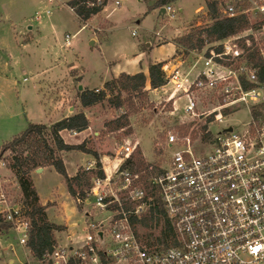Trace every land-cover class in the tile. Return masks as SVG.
I'll return each instance as SVG.
<instances>
[{
    "label": "rangeland",
    "instance_id": "374dc122",
    "mask_svg": "<svg viewBox=\"0 0 264 264\" xmlns=\"http://www.w3.org/2000/svg\"><path fill=\"white\" fill-rule=\"evenodd\" d=\"M67 1L0 0V148L22 133L29 123L52 124L64 117L69 106L76 112L82 110L78 93L102 85L103 79L109 77L110 65L103 63L102 58L103 61L133 58L146 43L155 42L159 36L172 33L182 37L191 27L203 28L210 23L205 0L167 3L172 17L166 11L161 14L164 7H154L157 0H107L102 11L84 23L68 8ZM248 15L252 28L244 32L254 36L264 61V38L254 25L261 18ZM66 34L72 37L68 47L62 44ZM195 53L183 48L176 51L179 59L184 60L178 64L181 70L189 66H194L195 70L199 68ZM195 62L196 66L193 65ZM162 70L163 73L170 71L163 67ZM144 93L143 97L135 96L122 106L121 112L128 116V125L121 130L113 131L107 127V123L118 117V112L106 100L85 109L91 127L86 147L97 152L95 155L108 157L124 142H140L136 149L138 153L135 151L130 164L132 169L140 171L149 164L157 167L167 164L171 151L176 149L166 145L169 134L178 138V147H183L189 139L192 150L202 153L226 128L238 133L247 131L252 138L259 130L250 117L251 107L258 103H235L227 109H219L226 101L219 89L194 92V114L184 113V96L168 100V94L161 90ZM261 99L264 101V92ZM218 111L221 122L215 118ZM87 135V132L77 135L63 132L62 136L65 142L74 144ZM46 144L51 145L50 135L44 131L41 137L29 136L13 151L17 153L21 172L28 177L40 200L38 204L46 208L47 220L62 228L53 233L56 245H65L68 235L74 238L81 233L84 220L98 219L101 215H95L91 207L76 204L63 177L51 165ZM62 153L58 151L56 158L61 160ZM3 156L0 189L9 205L24 210L19 185L7 165L12 154L6 151ZM80 158L78 151L64 154L67 163H77L76 172L75 166L68 164L69 172L73 170L75 175L82 172L78 164ZM35 168H42V172L36 173ZM84 181L88 183V180ZM72 185L76 187L74 181ZM84 188L87 186L75 190L80 193L85 191ZM86 211L94 217L87 218ZM150 231L154 236L159 233V230ZM146 232L140 230L141 234ZM16 238L17 233L12 228L1 232L0 264L35 261Z\"/></svg>",
    "mask_w": 264,
    "mask_h": 264
},
{
    "label": "built area",
    "instance_id": "2783aa9c",
    "mask_svg": "<svg viewBox=\"0 0 264 264\" xmlns=\"http://www.w3.org/2000/svg\"><path fill=\"white\" fill-rule=\"evenodd\" d=\"M103 1L107 0L96 3ZM213 1L225 15L264 19V0ZM164 9L173 16L169 6ZM245 33L207 44L195 53L197 70L174 66L164 73L166 82L159 90L168 100L184 96L186 114H194L196 91L219 89L226 100L219 109L262 102L264 88L255 70L242 62L250 46ZM259 34L264 38V24ZM71 38L66 34L62 44L70 46ZM241 77L255 87L242 89ZM215 118L221 122L219 111ZM247 133L223 130L202 153L192 150L189 139L178 147V138L169 134L166 145L176 149L167 164H149L140 171L130 167L136 142H124L108 157L94 155L70 186L77 205L101 216L84 220L76 237L68 235L65 245H55L43 259L28 264H264V127L254 138ZM71 181L75 188H87L79 193ZM0 216L17 233L18 244L25 246L24 210L9 205L1 189ZM149 216L152 220L143 225ZM150 230L159 233L154 236Z\"/></svg>",
    "mask_w": 264,
    "mask_h": 264
},
{
    "label": "trees",
    "instance_id": "16d2710c",
    "mask_svg": "<svg viewBox=\"0 0 264 264\" xmlns=\"http://www.w3.org/2000/svg\"><path fill=\"white\" fill-rule=\"evenodd\" d=\"M173 1L176 0H157L154 7H165L167 3ZM105 3L106 2L103 1L101 5H98L96 0H69L66 2V5L73 11L77 19L84 23L91 17L99 14ZM205 7L210 23L203 28L191 27L187 34L175 39L174 43L177 50L183 48L185 51L199 52L207 44L238 36L244 31H248L252 28L250 15L248 14H237L234 16L225 15L222 12V6L213 0H205ZM243 7H246V5H243ZM263 24V18L254 22L257 29H260ZM246 39L250 41V46L245 49V58H242V62L249 68L255 70L257 83L264 88V61L261 56V49L258 48L254 36L247 35ZM162 67L163 63L149 65L147 69V78L141 72L133 75L121 73L116 78H112L105 82L101 89L81 90L78 93L80 107L84 109L90 108L106 100L107 104L118 112V117L106 125L110 127V130H121L128 125V116L124 112H121L122 106L126 101H131L135 96H144V91H146L145 83L147 80L150 89H157L163 86L166 80ZM240 84L244 90L255 87L254 84L246 82L242 77L240 78ZM250 117L251 121L256 124L259 129L262 126L264 127V101L251 107ZM88 127V119L82 111H79L72 116L58 120L47 128L40 124L30 123L22 133L18 136H14L10 143L0 148V160L4 158L3 154L6 151L12 154L10 163L7 165L19 185L23 204L25 206L24 215L28 222V235L25 247L36 260L43 259L51 252L56 245L53 233L62 228L60 225H56L47 220L45 206L38 204L37 194L28 177L21 172L17 158L14 155L16 151L14 152L13 149L19 147L29 136L36 135L37 137H41L42 133L47 131L50 135L51 145L46 144V150L48 151L46 152L48 153L51 165L54 167L55 171L63 177L67 184L68 191L74 196V191L71 186L68 185V181L73 178H68L62 162L56 158V153L58 151H79L95 155V152L87 148L85 142L77 145L66 144L62 140L60 132L68 131L71 133H78L86 130ZM137 157L138 160L141 161L140 156L137 155ZM79 175H83V173H79L78 176ZM140 177L141 179H145V175L143 174H141ZM144 220L146 221L143 225H147L148 220H152V216L146 217ZM10 227V223L3 222L0 216V234L2 231L10 229ZM162 238H165V234H163Z\"/></svg>",
    "mask_w": 264,
    "mask_h": 264
},
{
    "label": "crops",
    "instance_id": "0c3cea01",
    "mask_svg": "<svg viewBox=\"0 0 264 264\" xmlns=\"http://www.w3.org/2000/svg\"><path fill=\"white\" fill-rule=\"evenodd\" d=\"M198 8H200V7H198ZM160 12H161V10H160ZM72 13H73V11H72ZM161 14H163V13L161 12ZM179 37H180V35L178 36L177 34H172V33L170 35H166V36H162V37L159 36V38L155 42L146 43L144 48L141 50V52L137 53L135 55V57H133V58H124L122 60H114V61H110V60L103 61V58H102L103 63L108 62V64L110 65L109 77L103 79L104 80L103 84L112 78H116L121 73L133 75V74L141 72L147 78V69H148V66L151 64L163 63V68H166L167 70H171L172 68H174V66H176L180 63H183L184 60L179 59L180 58V57H178L179 55L177 56V54H176L177 48H176L175 43H174V40L179 38ZM103 84L99 85L93 89L102 88ZM145 90L149 91V92L160 91L159 88L150 89L148 80L145 83ZM77 100H78V98H77ZM71 109L73 111H71ZM81 109L82 110H80V111H82L84 114H86L85 109L84 108H81ZM76 113H78V112L75 111V108L69 106L67 113L61 119L72 116ZM85 116L87 118V115H85ZM43 125H51V124H43ZM90 131H91V127H90V120H89V127L86 130L82 131V132H87L88 135L84 139H82L80 142H76L74 144H70V143L65 142L62 135H63V132H68V131H61L60 136L66 144L77 145V144H80L82 142L86 143V141H88V139H90ZM78 133H80V132H78ZM78 133H71V134L77 135ZM92 134L98 135V133H96V132H92ZM8 143H10V141H8ZM136 143H137V145L140 146V142L139 143L136 142ZM92 151H94V150H92ZM60 152H63L61 154V160H62V163L65 167V172H66L67 176L73 177L75 175V172L77 171V168L75 166L77 163H75V162H71V163L68 162L67 163V161L65 159H63L64 154H67V152H72V151H60ZM74 152H77V151H74ZM78 153L81 154L80 162L78 163L79 168L81 169L87 161H90L92 159L94 154L83 153V152H79V151H78ZM68 164H70V166H71V164L73 166H75V172L73 170L71 172H69L67 170ZM37 170H38V168L34 169L33 171H35L36 173L42 172V168H41V171H37ZM13 178H14V176H13ZM14 180H15V178H14ZM38 200H39V198H38ZM45 210H46V208H45ZM85 216H87V218H88V216H90V215L87 214V212H86Z\"/></svg>",
    "mask_w": 264,
    "mask_h": 264
},
{
    "label": "water",
    "instance_id": "95a60500",
    "mask_svg": "<svg viewBox=\"0 0 264 264\" xmlns=\"http://www.w3.org/2000/svg\"><path fill=\"white\" fill-rule=\"evenodd\" d=\"M161 12H165V9L164 8H161ZM79 90H81V87L78 88ZM225 132H231L232 129L229 127V128H226L224 129ZM37 171H41V168H39Z\"/></svg>",
    "mask_w": 264,
    "mask_h": 264
}]
</instances>
